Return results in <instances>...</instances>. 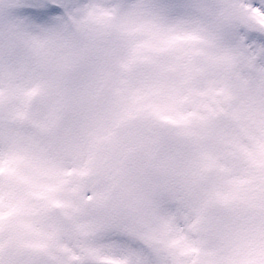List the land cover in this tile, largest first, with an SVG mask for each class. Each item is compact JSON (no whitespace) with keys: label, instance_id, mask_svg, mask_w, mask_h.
Listing matches in <instances>:
<instances>
[{"label":"snow or ice","instance_id":"6c2138e0","mask_svg":"<svg viewBox=\"0 0 264 264\" xmlns=\"http://www.w3.org/2000/svg\"><path fill=\"white\" fill-rule=\"evenodd\" d=\"M0 264H264V0H0Z\"/></svg>","mask_w":264,"mask_h":264}]
</instances>
